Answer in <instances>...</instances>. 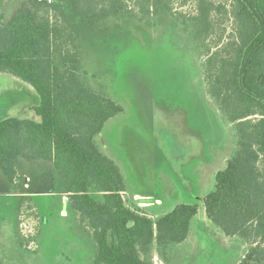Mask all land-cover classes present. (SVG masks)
Segmentation results:
<instances>
[{"label":"trees","instance_id":"trees-1","mask_svg":"<svg viewBox=\"0 0 264 264\" xmlns=\"http://www.w3.org/2000/svg\"><path fill=\"white\" fill-rule=\"evenodd\" d=\"M230 2L234 37L214 49L207 40L220 7L209 0H197L187 20L175 17L167 0H29L6 24L0 18V73L39 98L36 121L0 120V171L20 195L16 211L28 200L21 191L25 166L48 162L68 198L67 212L94 244L92 264H153V252L166 262L168 248L186 240L198 206L178 204L155 221L140 216L118 167L95 144L122 108L84 82L80 29L70 15L90 26L128 18L148 25L159 10L189 34L207 95L234 130V153L201 199L204 216L224 236L246 242L237 264H264V0Z\"/></svg>","mask_w":264,"mask_h":264},{"label":"rangeland","instance_id":"rangeland-1","mask_svg":"<svg viewBox=\"0 0 264 264\" xmlns=\"http://www.w3.org/2000/svg\"><path fill=\"white\" fill-rule=\"evenodd\" d=\"M28 1L0 0L3 23ZM196 1L167 0L175 17L186 20L195 15ZM209 1L220 7L212 13L207 40L214 49L233 39L235 25L230 0ZM158 11L148 25L128 18L95 26L69 11L80 29L84 82L122 108L94 142L118 167L129 204L140 216L155 221L178 204L198 206L186 240L168 248L166 262L153 252V264H237L246 242L224 236L205 218L201 204L234 153V130L207 95L189 34ZM38 104L28 84L0 73V120L36 121ZM40 165L25 166L21 191L28 200L19 212V198L0 171V264H92L94 244L67 212L59 176L50 172V163Z\"/></svg>","mask_w":264,"mask_h":264},{"label":"crops","instance_id":"crops-1","mask_svg":"<svg viewBox=\"0 0 264 264\" xmlns=\"http://www.w3.org/2000/svg\"><path fill=\"white\" fill-rule=\"evenodd\" d=\"M43 163H45V162H38V161H36V162H33V163H31V164H28V165H37L36 166V168L38 167V166H42V165H40V164H43ZM50 166V172L51 173H53V174H55V172L53 171V167H52V165L50 164L49 165ZM41 168H44V167H41ZM27 186V187H26ZM24 189H28V185L25 183L24 184ZM27 195V193H23L22 195L24 196V195ZM14 196H16L17 198H18V196H19V194H14ZM90 240V239H89ZM91 241V240H90Z\"/></svg>","mask_w":264,"mask_h":264},{"label":"built area","instance_id":"built-area-1","mask_svg":"<svg viewBox=\"0 0 264 264\" xmlns=\"http://www.w3.org/2000/svg\"><path fill=\"white\" fill-rule=\"evenodd\" d=\"M48 2H50V0H47Z\"/></svg>","mask_w":264,"mask_h":264}]
</instances>
